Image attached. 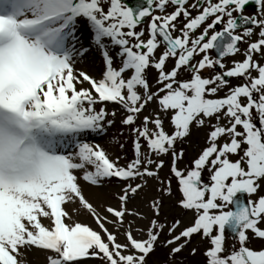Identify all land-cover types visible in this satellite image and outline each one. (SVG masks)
Segmentation results:
<instances>
[{
  "label": "snow or ice",
  "instance_id": "6c2138e0",
  "mask_svg": "<svg viewBox=\"0 0 264 264\" xmlns=\"http://www.w3.org/2000/svg\"><path fill=\"white\" fill-rule=\"evenodd\" d=\"M130 3L0 0V264H264V0Z\"/></svg>",
  "mask_w": 264,
  "mask_h": 264
},
{
  "label": "rangeland",
  "instance_id": "374dc122",
  "mask_svg": "<svg viewBox=\"0 0 264 264\" xmlns=\"http://www.w3.org/2000/svg\"><path fill=\"white\" fill-rule=\"evenodd\" d=\"M136 2H137V0H131L130 6H135ZM254 9H255L254 0H249V3L247 5V7L245 8V12L251 13ZM85 47L89 48V51L87 52L86 55L77 59L76 67L80 70H84V71L88 72L89 74H97L98 73L97 71L99 70V68L101 66V60L99 62L97 61V63H96L94 57L90 54L91 49L95 48V46H90L89 43H85ZM93 52H95V50H93ZM95 53H97V52H95ZM109 107H112V106L109 105ZM118 121H119V117H117V123L116 124H119ZM110 128L113 129L114 125ZM110 128L107 129V134H105L103 132H101L99 134L94 133V134L90 135L88 137V139L90 141L100 143L102 146H104L110 152V154H113V155L120 154L122 156H125L129 150V148H130V142L126 145L127 150L126 149L121 150L120 147L117 146L115 140L111 139L114 135V132L112 131V132H110V135H108ZM203 143H204V139H203V132L202 131L200 133H194L192 136H190L188 138V141L186 144V154H185V157H184V160L182 163L188 164L189 159L194 155L196 149L200 145H202ZM166 171H167V169H165V172ZM173 187H175V184L173 185ZM164 211L166 214H169L168 209H165ZM44 222L48 223L46 220ZM164 251H166V250H158V258L160 260H163V252ZM187 253H188V250L185 249L184 253H181V257H178V259L185 258L184 264H196V262L202 261V259H203V257L200 255L193 257V256H189ZM33 259L38 260L40 258L34 257ZM86 264H98V262L94 259H91V260H87Z\"/></svg>",
  "mask_w": 264,
  "mask_h": 264
},
{
  "label": "water",
  "instance_id": "95a60500",
  "mask_svg": "<svg viewBox=\"0 0 264 264\" xmlns=\"http://www.w3.org/2000/svg\"><path fill=\"white\" fill-rule=\"evenodd\" d=\"M239 198L243 199V194H238Z\"/></svg>",
  "mask_w": 264,
  "mask_h": 264
}]
</instances>
